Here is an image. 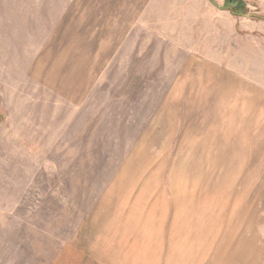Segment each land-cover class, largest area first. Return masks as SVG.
I'll list each match as a JSON object with an SVG mask.
<instances>
[{"label": "rangeland", "instance_id": "1", "mask_svg": "<svg viewBox=\"0 0 264 264\" xmlns=\"http://www.w3.org/2000/svg\"><path fill=\"white\" fill-rule=\"evenodd\" d=\"M243 1L0 0V264H264V0Z\"/></svg>", "mask_w": 264, "mask_h": 264}, {"label": "crops", "instance_id": "2", "mask_svg": "<svg viewBox=\"0 0 264 264\" xmlns=\"http://www.w3.org/2000/svg\"><path fill=\"white\" fill-rule=\"evenodd\" d=\"M178 174V173H177ZM183 176V174L179 173L177 176H176V173L173 174V177H176V179H182L181 177ZM184 189H183V185L181 183L179 184H176L174 186V188H172V193H173V198H174V209H175V213H176V216H175V224L178 226L182 223L183 219H184V215H192L193 213V209H195L193 207V204H194V200L193 198L192 199H189L188 196H185L183 195V192ZM213 203V202H212ZM216 206V204H215ZM188 213V214H187ZM200 233L203 232V229H201L199 231ZM210 248V246L207 247V249ZM207 252V250H206ZM180 253H183V250H179L178 254Z\"/></svg>", "mask_w": 264, "mask_h": 264}, {"label": "trees", "instance_id": "3", "mask_svg": "<svg viewBox=\"0 0 264 264\" xmlns=\"http://www.w3.org/2000/svg\"><path fill=\"white\" fill-rule=\"evenodd\" d=\"M208 1H210L211 3H214V0H208ZM222 8L224 10L229 11L231 15L235 17L248 16V13H249L243 0H224ZM255 19L264 20V18H261V17H255Z\"/></svg>", "mask_w": 264, "mask_h": 264}]
</instances>
